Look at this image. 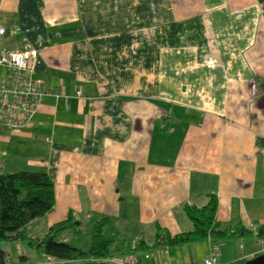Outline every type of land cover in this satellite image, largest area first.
Masks as SVG:
<instances>
[{"label": "crops", "instance_id": "1", "mask_svg": "<svg viewBox=\"0 0 264 264\" xmlns=\"http://www.w3.org/2000/svg\"><path fill=\"white\" fill-rule=\"evenodd\" d=\"M0 26V47L34 49L28 70L51 90L30 125H0V174L53 181L28 236L105 220L107 255L186 264L213 240L154 245L158 228L192 229L185 204L212 194L218 229L264 224V0H0ZM231 239L250 240L220 241L231 264L264 251V237Z\"/></svg>", "mask_w": 264, "mask_h": 264}, {"label": "trees", "instance_id": "2", "mask_svg": "<svg viewBox=\"0 0 264 264\" xmlns=\"http://www.w3.org/2000/svg\"><path fill=\"white\" fill-rule=\"evenodd\" d=\"M54 205V185L45 171L19 170L0 174V240L18 239L27 247L40 248L43 253L56 260L84 259L90 256L109 254V240L103 233L105 220L91 226V244L87 248H79L65 241L55 240L56 232L67 227V220L52 225L41 237H30L26 233V225L37 217L43 216ZM216 198L210 195L203 206L184 205V211L192 222V229L175 235L156 232L154 245H177L194 242L210 237L213 241H225L238 236L255 235L264 237V224L256 229L244 226L218 229L215 221ZM153 245V246H154ZM146 248L144 242L137 245ZM246 259L233 263L238 264ZM94 263V262H85ZM0 264H4L3 253Z\"/></svg>", "mask_w": 264, "mask_h": 264}, {"label": "built area", "instance_id": "3", "mask_svg": "<svg viewBox=\"0 0 264 264\" xmlns=\"http://www.w3.org/2000/svg\"><path fill=\"white\" fill-rule=\"evenodd\" d=\"M4 28L0 26V36ZM36 55V51L30 47L21 49H7L0 47V66L9 71L7 77L0 76V125L11 129H19L30 125L38 105L44 95L51 92L41 81L34 79L28 67L30 60ZM76 94H81L80 90ZM165 245H160L157 252L162 254ZM140 255L119 254L104 255L102 263L112 264H140ZM144 258H149L150 253H143ZM51 258V257H50ZM221 258V242L213 241L210 245L207 256L196 262L186 264H219ZM162 264L172 263L164 259Z\"/></svg>", "mask_w": 264, "mask_h": 264}, {"label": "rangeland", "instance_id": "4", "mask_svg": "<svg viewBox=\"0 0 264 264\" xmlns=\"http://www.w3.org/2000/svg\"><path fill=\"white\" fill-rule=\"evenodd\" d=\"M63 231L55 235V240L65 241L72 246L79 248H87L91 244V231L88 225H83L76 232ZM247 240V239H246ZM235 239L228 240L226 243H234L236 245V251L243 250L249 247L250 240ZM29 252L26 261L21 259L23 254ZM3 253L4 264H27L34 262H41V264H86L85 262H99L102 261V256H90L84 259L75 260H56L50 258V256H44L43 251L40 248H29L22 241L18 239H1L0 240V254ZM221 264H231L229 261H224L221 257ZM243 260V259H242Z\"/></svg>", "mask_w": 264, "mask_h": 264}, {"label": "water", "instance_id": "5", "mask_svg": "<svg viewBox=\"0 0 264 264\" xmlns=\"http://www.w3.org/2000/svg\"><path fill=\"white\" fill-rule=\"evenodd\" d=\"M86 264H112V263L94 262V263H86ZM238 264H264V251L257 253L254 256Z\"/></svg>", "mask_w": 264, "mask_h": 264}]
</instances>
